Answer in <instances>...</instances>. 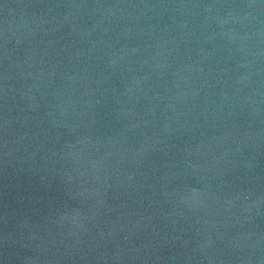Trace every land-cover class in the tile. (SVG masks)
Here are the masks:
<instances>
[{"label": "water", "instance_id": "1", "mask_svg": "<svg viewBox=\"0 0 264 264\" xmlns=\"http://www.w3.org/2000/svg\"><path fill=\"white\" fill-rule=\"evenodd\" d=\"M0 264H58L1 178Z\"/></svg>", "mask_w": 264, "mask_h": 264}]
</instances>
